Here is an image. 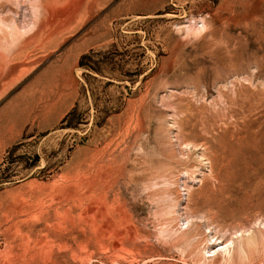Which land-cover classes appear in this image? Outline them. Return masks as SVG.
I'll return each mask as SVG.
<instances>
[{
	"label": "rangeland",
	"instance_id": "374dc122",
	"mask_svg": "<svg viewBox=\"0 0 264 264\" xmlns=\"http://www.w3.org/2000/svg\"><path fill=\"white\" fill-rule=\"evenodd\" d=\"M0 264H264V0H0Z\"/></svg>",
	"mask_w": 264,
	"mask_h": 264
},
{
	"label": "bare ground",
	"instance_id": "6f19581e",
	"mask_svg": "<svg viewBox=\"0 0 264 264\" xmlns=\"http://www.w3.org/2000/svg\"><path fill=\"white\" fill-rule=\"evenodd\" d=\"M229 249V248H228ZM230 251V250H229Z\"/></svg>",
	"mask_w": 264,
	"mask_h": 264
}]
</instances>
